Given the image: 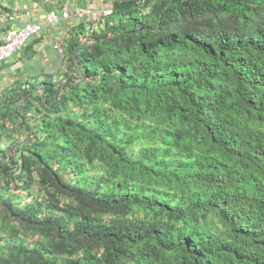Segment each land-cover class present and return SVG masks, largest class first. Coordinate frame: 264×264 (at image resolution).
<instances>
[{"label":"trees","instance_id":"obj_1","mask_svg":"<svg viewBox=\"0 0 264 264\" xmlns=\"http://www.w3.org/2000/svg\"><path fill=\"white\" fill-rule=\"evenodd\" d=\"M110 3L0 90V264H264V0Z\"/></svg>","mask_w":264,"mask_h":264},{"label":"crops","instance_id":"obj_2","mask_svg":"<svg viewBox=\"0 0 264 264\" xmlns=\"http://www.w3.org/2000/svg\"><path fill=\"white\" fill-rule=\"evenodd\" d=\"M11 1V14H9L8 17H0V41L2 40L4 31L8 27H19L23 24V22L25 21L23 11L27 8H33L37 14L43 15L49 9H55L57 11L66 9L72 11L75 8L84 7L88 5L89 0H82L83 4L80 3V0H59L58 3H56L54 0H8V3L6 4L9 5ZM95 7L100 6L99 4H95ZM78 20L79 18L72 17L70 19H60L59 21L53 24H43L40 33L29 39L30 41L34 40L32 42V45L35 46L38 52L42 54V62L39 66L46 69L45 72L57 69L58 67H60L61 63L58 58L56 61L53 60V62H55L54 67L47 68V65L45 63L47 61L46 57H48L49 60L50 57H53V49L50 44L51 39H53L55 42L58 40L56 42L58 43L59 40L63 37V35L66 33L67 24L74 25V23H76ZM43 45L46 46L44 49H42ZM22 52L23 48L13 53L11 57L5 62L0 63V90L7 83L14 81V79L18 77H21V74L27 73L28 70L26 71L24 66L27 65L28 69H30L32 66L35 68V63L29 64V62L26 61V57L22 54ZM11 58H13V60H11ZM13 61H17V65H12L11 63H13ZM15 69L18 70V73H16L17 71ZM32 73L36 74L35 71Z\"/></svg>","mask_w":264,"mask_h":264},{"label":"built area","instance_id":"obj_3","mask_svg":"<svg viewBox=\"0 0 264 264\" xmlns=\"http://www.w3.org/2000/svg\"><path fill=\"white\" fill-rule=\"evenodd\" d=\"M110 12V7L96 10L91 6H85L75 8L72 11L49 9L45 14L39 15L33 8H27L23 13L25 17L23 24L19 27H9L4 31L0 41V62L5 61L12 53L20 49L29 37L37 35L43 24H53L60 19L72 17L95 20L98 16L108 15Z\"/></svg>","mask_w":264,"mask_h":264},{"label":"rangeland","instance_id":"obj_4","mask_svg":"<svg viewBox=\"0 0 264 264\" xmlns=\"http://www.w3.org/2000/svg\"><path fill=\"white\" fill-rule=\"evenodd\" d=\"M15 1V0H14ZM110 1L111 0H89L88 1V5H90V6H94L95 7V4H99V6H102V5H111V3H110ZM80 3H82L83 4V1L82 0H80ZM11 5H12V1L10 2V4H9V6L11 7ZM58 41V40H57ZM56 41V42H57ZM55 41L53 40V39H51V42H50V44H51V47H52V49H53V51H52V56L53 57H50V60L48 59V57H46V65H47V68H49V67H54L55 66V62H53V60H57L58 58H59V61H61L62 62V53H61V51L59 50V47H57V44L58 43H54ZM46 46H44L43 45V47H42V49H44ZM46 50V49H45ZM44 59V58H43ZM11 60H13V58H11ZM39 60H42V54L40 53V59ZM31 62V61H30ZM42 62V61H41ZM37 65L38 64H35V68L32 66L31 68H30V71L31 72H38V67H37ZM24 68L26 69V71L28 70V66L26 65V66H24ZM42 70L43 71H46V69H44V68H42ZM51 71H53V70H51Z\"/></svg>","mask_w":264,"mask_h":264},{"label":"clouds","instance_id":"obj_5","mask_svg":"<svg viewBox=\"0 0 264 264\" xmlns=\"http://www.w3.org/2000/svg\"><path fill=\"white\" fill-rule=\"evenodd\" d=\"M86 6H90V5H86ZM84 7H85V6H84ZM91 7H93V8L96 9V10H99V9H101V8H103V7H110V8H111L110 5H102V6H100V7H94V6H91ZM23 13H24V11H23ZM110 13H111V12H110ZM108 15H109V14H108ZM23 16H24V14H23ZM80 19H82V20H86V21H89V20L84 19V18H79V20H80ZM92 21H95V20H92ZM42 26H43V25H42ZM8 28H9V27H8ZM41 29H42V27H41ZM40 31H41V30H40ZM39 33H40V32H39ZM39 33H38V34H39ZM38 34H37V35H38ZM34 36H36V35H34ZM34 36H31V37H34ZM31 37H29L27 40H29ZM27 40H26V41H27ZM22 47H23V46H22ZM22 47H21V48H22ZM21 48H20V49H21ZM20 49H18V50H20ZM16 52H17V51H16ZM14 53H15V52H14ZM12 54H13V53H12ZM12 54H11V55H12ZM10 57H11V56H10ZM10 57H9V58H10ZM9 58H8V59H9ZM6 60H7V59H6ZM6 60H5V61H6ZM5 61H2V62H5ZM0 63H1V62H0Z\"/></svg>","mask_w":264,"mask_h":264}]
</instances>
